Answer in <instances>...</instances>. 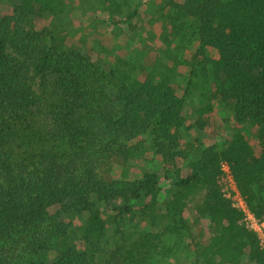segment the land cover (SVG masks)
I'll return each mask as SVG.
<instances>
[{
    "label": "trees",
    "instance_id": "1",
    "mask_svg": "<svg viewBox=\"0 0 264 264\" xmlns=\"http://www.w3.org/2000/svg\"><path fill=\"white\" fill-rule=\"evenodd\" d=\"M169 1L173 28L158 36L167 45L198 21L187 81L203 103L191 122L177 96L181 60L167 49L139 69H107L37 28L43 11L59 18L62 0H17L11 15L0 9V264H98L110 242L104 212L118 220L136 208L191 229L208 220L209 235L194 237L193 264H264L261 238L227 197L223 170L226 162L264 221V0ZM212 100L231 106L236 127L205 144L194 133L207 131ZM148 149L174 189L156 172L129 178ZM117 168L126 179L113 176ZM121 250L103 264H118Z\"/></svg>",
    "mask_w": 264,
    "mask_h": 264
},
{
    "label": "rangeland",
    "instance_id": "2",
    "mask_svg": "<svg viewBox=\"0 0 264 264\" xmlns=\"http://www.w3.org/2000/svg\"><path fill=\"white\" fill-rule=\"evenodd\" d=\"M16 1L0 0L2 14L11 15ZM62 1L59 18L46 11L41 12L38 29L50 28L61 41L64 50L75 49L91 62L102 59L107 69L120 67L132 70L134 66L139 69L142 65H147L161 48L167 49L169 56L181 60V85L177 96L184 100L187 122L196 119L195 110L203 102L200 94L191 89L187 81L192 56L200 47L198 21L195 18L186 23L185 29L181 26L182 34L186 36L182 42L167 45L158 36H162L164 25L173 28L165 24L172 9L169 0ZM36 8L39 10L41 7L37 4ZM134 9L137 13L134 18H130ZM211 102L213 111L206 116L209 119L207 131L204 134L194 133L205 144H212L230 135L236 127L231 106L217 100ZM241 129L253 142L255 127L246 123ZM142 138L146 139V144L150 142L148 136ZM164 169L161 157L148 149L143 156L132 161L128 176L136 178L142 177L146 172H156L161 177L164 189H174L173 183L166 179ZM113 176L126 179L120 168L113 172ZM225 176L227 197L236 207L245 211L247 225L258 233L264 246V221L258 220L249 210L236 182L227 173ZM196 198L198 200L200 196ZM59 212V206L51 209L54 217L59 216ZM155 215L153 211L143 212L136 208L134 214H126L115 220L111 211H105L107 238L110 242L106 246V252L98 256V264H103V260L106 261L119 246L122 250L118 264H193L194 237L199 238L201 233L202 238L209 235L208 220L203 218L200 226L191 229L180 218L176 222L170 221L168 217L153 221L151 217ZM185 218L191 222L188 211Z\"/></svg>",
    "mask_w": 264,
    "mask_h": 264
},
{
    "label": "built area",
    "instance_id": "3",
    "mask_svg": "<svg viewBox=\"0 0 264 264\" xmlns=\"http://www.w3.org/2000/svg\"><path fill=\"white\" fill-rule=\"evenodd\" d=\"M223 169H224L225 173H227V174L229 175V178H230L232 181L235 182V180H234V178H233V175H232V173H231V170H230V168H229V165H228L226 162L223 163Z\"/></svg>",
    "mask_w": 264,
    "mask_h": 264
}]
</instances>
